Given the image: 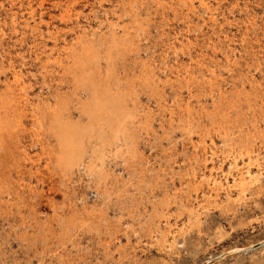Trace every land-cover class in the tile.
Segmentation results:
<instances>
[{
    "label": "rangeland",
    "instance_id": "1",
    "mask_svg": "<svg viewBox=\"0 0 264 264\" xmlns=\"http://www.w3.org/2000/svg\"><path fill=\"white\" fill-rule=\"evenodd\" d=\"M91 74L124 100L108 141ZM0 95V264H264V0H0Z\"/></svg>",
    "mask_w": 264,
    "mask_h": 264
},
{
    "label": "bare ground",
    "instance_id": "2",
    "mask_svg": "<svg viewBox=\"0 0 264 264\" xmlns=\"http://www.w3.org/2000/svg\"><path fill=\"white\" fill-rule=\"evenodd\" d=\"M191 1V0H190ZM160 3V2H159ZM206 5V3H204ZM30 13V12H29ZM32 13V12H31ZM85 46V45H84ZM93 46V45H92ZM88 47V46H87ZM96 48V47H95ZM77 49V48H76ZM97 49V48H96ZM78 51V50H75ZM119 53V50L117 51ZM95 53V52H94ZM92 50L86 49L82 55L83 59L81 63L82 66H86L89 68V70H92V67L95 65L96 61V54H94ZM76 54V52H75ZM78 54V53H77ZM80 54V53H79ZM82 54V53H81ZM80 54V55H81ZM111 54V52L109 53ZM113 55V54H112ZM77 56V55H76ZM110 56V55H109ZM78 57V56H77ZM117 57V56H116ZM39 58V57H38ZM76 59V58H75ZM112 61V60H111ZM87 62V63H86ZM113 62V61H112ZM99 63V62H98ZM77 65V64H76ZM99 65V64H98ZM89 72V71H88ZM52 73V72H51ZM85 73V72H84ZM20 76V75H19ZM17 77V76H16ZM97 77V76H96ZM21 78V77H20ZM15 79V78H14ZM61 79V78H60ZM19 78H17V81ZM79 85H81L83 88H88L89 90L92 91V106L91 104H82L83 106V111L85 113V116H88L91 120V125H89L88 132L90 131L91 133L95 132L100 136V139L108 141L109 138H111L115 133V136L118 135L123 127H125V121H126V111L123 109V97L122 95L119 97L117 95H114L111 93L110 89L107 90L103 88L102 84L99 83L101 81H97L96 78L94 77L93 74L90 76H86L83 79H81ZM60 83V82H59ZM58 84V82L56 83ZM77 86V85H76ZM80 86V87H81ZM255 87V86H254ZM8 88V87H7ZM10 88V87H9ZM9 90V89H8ZM24 91V89H23ZM250 92V91H249ZM248 93V92H247ZM225 94V93H224ZM245 94V93H243ZM249 94V93H248ZM246 95V94H245ZM250 95V94H249ZM248 95V96H249ZM26 96V95H25ZM29 96V95H28ZM254 96V95H253ZM256 96V95H255ZM225 97V96H224ZM0 99L3 103V107L5 111L8 113L9 109L13 108L15 106V103L12 102L10 97L2 96L0 95ZM237 100V99H236ZM241 101V100H240ZM27 102V101H26ZM30 102V101H28ZM239 102V100H238ZM1 103V104H2ZM14 103V104H13ZM25 103V102H24ZM32 103V102H31ZM65 104V103H64ZM235 104V103H234ZM251 104V102H250ZM59 107V106H58ZM81 107V106H80ZM57 108V106H56ZM1 109V108H0ZM253 109V107H252ZM56 110V109H55ZM54 110V111H55ZM82 110V109H81ZM80 110V111H81ZM250 110V109H249ZM58 114L56 115V122L60 125L59 132H64L61 135L64 136L65 138L63 139L62 143V149H61V157H60V164L62 167L65 169H72L74 166H78L81 158H82V153H81V148L82 144L81 141L79 140L81 136L79 134L81 133L80 128H78L75 125H69L64 120L62 119V114H64L63 109L56 110ZM54 113V112H53ZM68 113V112H65ZM230 115V114H229ZM129 116V115H127ZM225 116V115H224ZM64 118V117H63ZM66 118V117H65ZM129 118V117H128ZM67 120V119H66ZM69 121V119H68ZM67 121V122H68ZM55 122V121H54ZM90 123V122H89ZM14 124V121L10 122L7 120H4L0 117V134L1 135H6L8 134L12 129V125ZM17 125V124H16ZM41 125V124H40ZM81 125V123H80ZM79 125V126H80ZM14 127V125H13ZM54 127V126H53ZM87 127V126H86ZM41 128V127H40ZM55 128V127H54ZM15 129V127H14ZM17 129V128H16ZM55 130V129H54ZM83 130V129H82ZM14 131V130H13ZM26 131V130H25ZM40 131V130H39ZM86 131V130H84ZM83 131V132H84ZM39 133V132H37ZM54 133V132H53ZM90 134V133H89ZM78 135V136H77ZM88 135V133H87ZM91 135V134H90ZM38 136V135H37ZM89 136V135H88ZM87 138V137H86ZM91 139V138H90ZM95 139V138H94ZM61 140V139H60ZM59 140V141H60ZM84 140V139H83ZM2 143V142H1ZM18 146V145H17ZM61 148V147H60ZM207 161V160H206ZM245 176L247 178H250L252 180H255V178L252 176V173L250 169L247 171L244 176H241L239 183L241 185L244 183L246 180ZM10 177V176H9ZM12 178V177H11ZM22 179V178H21ZM24 180V179H23ZM21 180V182H23ZM237 180H235L236 182ZM246 182V181H245ZM20 183V182H19ZM18 183V184H19ZM18 184H16L18 186ZM3 186V185H0ZM30 186V185H29ZM233 186V185H232ZM5 187V186H3ZM216 190H220L223 185L221 182L216 180L214 182V186ZM238 187V185H237ZM9 188V187H8ZM7 188V189H8ZM225 188V187H224ZM235 187H232V189ZM22 189V188H21ZM3 190V188H2ZM11 191V190H10ZM226 191V190H225ZM5 192V191H4ZM3 192V193H4ZM7 192V191H6ZM19 192V191H18ZM7 195V194H5ZM9 196V195H8ZM13 196V195H12ZM11 197V196H9ZM231 198V197H229Z\"/></svg>",
    "mask_w": 264,
    "mask_h": 264
}]
</instances>
